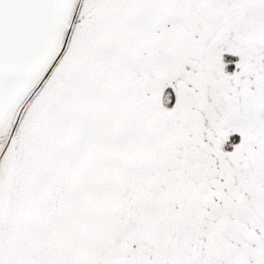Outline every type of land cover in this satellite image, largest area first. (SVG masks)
Returning a JSON list of instances; mask_svg holds the SVG:
<instances>
[{
  "label": "snow or ice",
  "instance_id": "obj_1",
  "mask_svg": "<svg viewBox=\"0 0 264 264\" xmlns=\"http://www.w3.org/2000/svg\"><path fill=\"white\" fill-rule=\"evenodd\" d=\"M0 264H264V0H0Z\"/></svg>",
  "mask_w": 264,
  "mask_h": 264
}]
</instances>
